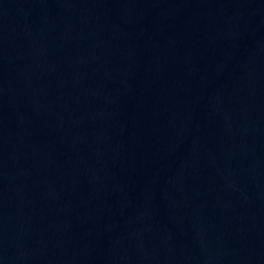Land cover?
<instances>
[{
  "label": "water",
  "instance_id": "95a60500",
  "mask_svg": "<svg viewBox=\"0 0 264 264\" xmlns=\"http://www.w3.org/2000/svg\"><path fill=\"white\" fill-rule=\"evenodd\" d=\"M0 264H264V0H0Z\"/></svg>",
  "mask_w": 264,
  "mask_h": 264
}]
</instances>
